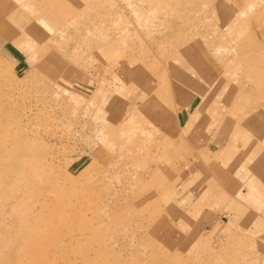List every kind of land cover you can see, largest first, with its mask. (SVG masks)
I'll return each instance as SVG.
<instances>
[{
  "label": "rangeland",
  "instance_id": "obj_1",
  "mask_svg": "<svg viewBox=\"0 0 264 264\" xmlns=\"http://www.w3.org/2000/svg\"><path fill=\"white\" fill-rule=\"evenodd\" d=\"M262 128L264 0H0V264H264Z\"/></svg>",
  "mask_w": 264,
  "mask_h": 264
},
{
  "label": "crops",
  "instance_id": "obj_2",
  "mask_svg": "<svg viewBox=\"0 0 264 264\" xmlns=\"http://www.w3.org/2000/svg\"><path fill=\"white\" fill-rule=\"evenodd\" d=\"M245 132V130L243 129ZM262 132L264 134V128H262ZM263 139H259L260 144H254L252 143L250 147L249 145H244L243 142L239 144V147L245 148L246 150L243 151L244 153H240L243 157L249 158L248 161L256 163L257 168H260V174L251 175L250 172L246 169L244 174L245 178H243V181H249L247 183H243L242 187L239 188L238 192L236 191V194L240 197L245 196L250 197L254 196V200L252 204H260V206H264V135ZM249 143V142H246ZM252 193V194H251ZM259 206V205H258Z\"/></svg>",
  "mask_w": 264,
  "mask_h": 264
},
{
  "label": "bare ground",
  "instance_id": "obj_3",
  "mask_svg": "<svg viewBox=\"0 0 264 264\" xmlns=\"http://www.w3.org/2000/svg\"><path fill=\"white\" fill-rule=\"evenodd\" d=\"M252 68V67H251ZM251 71V70H250ZM250 74H251V76L252 75H254V72L252 73V71L250 72ZM154 102V101H153ZM161 106V105H160ZM233 109V108H232ZM120 141H122V138H120ZM123 142V141H122ZM86 189L87 188H89V186H86L85 187ZM113 218V217H112ZM122 219H124V221L125 220H129L130 219V217H125V218H122ZM121 220V217L120 216H118L117 215V217H115L114 219H112L110 222H112V223H114V224H111V225H118V223H119V221ZM144 220V219H143ZM122 221V220H121ZM110 222H109V224H110ZM106 250V249H105ZM109 254V253H108ZM109 256V255H108ZM101 258H102V256H101ZM101 258H100V254H98L97 256H96V258L94 259V261H99V260H101ZM113 259V257H110V260H112ZM102 261V260H101ZM107 261V260H106ZM100 262V261H99ZM105 262V261H104ZM112 263H116V261L113 259L112 261H111ZM110 262V263H111ZM103 263V262H102ZM101 264V263H100Z\"/></svg>",
  "mask_w": 264,
  "mask_h": 264
}]
</instances>
